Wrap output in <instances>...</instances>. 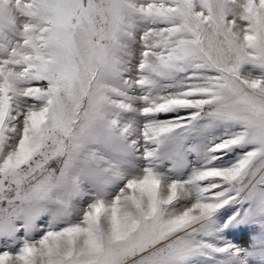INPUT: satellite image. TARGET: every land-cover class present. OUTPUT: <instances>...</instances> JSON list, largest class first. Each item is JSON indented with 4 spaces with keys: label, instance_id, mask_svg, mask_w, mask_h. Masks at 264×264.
<instances>
[{
    "label": "snow or ice",
    "instance_id": "obj_1",
    "mask_svg": "<svg viewBox=\"0 0 264 264\" xmlns=\"http://www.w3.org/2000/svg\"><path fill=\"white\" fill-rule=\"evenodd\" d=\"M0 264H264V0H0Z\"/></svg>",
    "mask_w": 264,
    "mask_h": 264
}]
</instances>
